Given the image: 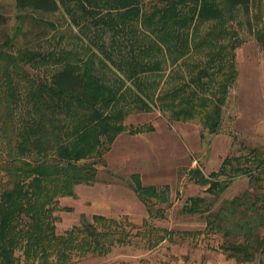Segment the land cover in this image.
Instances as JSON below:
<instances>
[{
    "label": "trees",
    "instance_id": "trees-1",
    "mask_svg": "<svg viewBox=\"0 0 264 264\" xmlns=\"http://www.w3.org/2000/svg\"><path fill=\"white\" fill-rule=\"evenodd\" d=\"M14 3L20 24L13 29L7 30L9 17L0 12V264H72L87 254H107L113 245L128 243L134 235L158 244L171 230L146 219L141 230L127 217L100 213L90 218L82 214L77 224L57 233L58 199L74 196L79 184L96 181L97 165L119 133L154 129L151 124L126 128L129 102L137 110H150L155 101L176 120L205 110L203 124L208 133H217L228 87L236 77L233 52L239 42L235 34L229 59L220 64L223 47L208 51L206 62L189 81L171 90L157 91L141 78L159 73L164 55L176 64L192 49L209 48L238 8L249 15L255 4L252 17L262 22L264 0ZM61 7L83 39L85 54L17 42L19 35H46L44 29L35 31L42 25L54 27L42 14ZM28 18L31 27L23 29ZM208 20L218 21V30L198 37V25ZM254 34L264 48L263 25ZM226 64L228 70L223 71ZM39 66L53 69L39 73ZM215 71L224 76L213 90ZM239 175L248 177L249 186L219 200ZM192 176L208 195L190 196L182 210L205 218L203 231L222 238L220 247L234 257L235 264H261L260 259L253 262L264 253V152L252 147L246 155H227L216 171L204 175L193 168ZM130 180L149 216H162L163 209L153 205L168 201L166 190L144 185L138 173H132Z\"/></svg>",
    "mask_w": 264,
    "mask_h": 264
},
{
    "label": "rangeland",
    "instance_id": "rangeland-1",
    "mask_svg": "<svg viewBox=\"0 0 264 264\" xmlns=\"http://www.w3.org/2000/svg\"><path fill=\"white\" fill-rule=\"evenodd\" d=\"M256 9L253 4L250 14L246 15L238 8L235 18L226 19L222 24L220 36L213 39L209 48L192 49L176 64L164 55L162 70L141 78L148 86H155L157 91L171 90L189 81L191 75L206 62L208 51L216 52L223 47L220 64L229 59V44L235 34L239 42L233 52L236 77L228 87L221 108L218 132L208 133L202 121L205 110L191 118L176 120L170 117V111L164 105L155 101L150 110H137L129 102L125 105L129 109L124 118L126 128L151 124L154 129L135 134L127 131L119 133L104 153L103 161L97 165L96 181L90 185H77L74 196L60 197L58 208L54 211L58 217L57 233H63L77 224L82 214L90 218L93 213H100L116 219L127 217L141 230V223L146 219L154 226L171 230V235L155 245L149 244L146 237L134 235L128 243L113 245L107 254H87L76 258L72 264H235L234 257L222 251V238L203 231L205 218L186 213L182 208L190 196L208 195L205 187L195 182L193 168L208 175L219 168L227 155H246L252 147L264 152V48L254 34L258 26L264 27V17L262 22L257 23L252 17ZM262 11L264 13V8ZM0 12L9 17L7 30L20 24L15 16L14 0H0ZM42 16L52 21L54 27H37L36 32L44 29L47 34L19 35L18 43L29 41L33 48L71 49L85 54L84 41L78 36L77 28L70 25L62 7L55 13H43ZM30 21V18L26 19L23 29L31 27ZM218 23L216 20L201 23L197 36H206L210 29L217 31ZM90 28L93 30L92 25ZM104 39L108 40V35H104ZM51 69L52 66H39L36 71L50 72ZM222 70H228L227 64ZM223 73L214 72L215 81L211 89L214 90L222 81ZM132 173H138L144 185L166 190L168 201L153 205V208L163 209L162 216H149L147 206L130 186ZM248 186V177L239 175L219 200L230 198ZM259 259L264 264V253L253 263H258Z\"/></svg>",
    "mask_w": 264,
    "mask_h": 264
}]
</instances>
